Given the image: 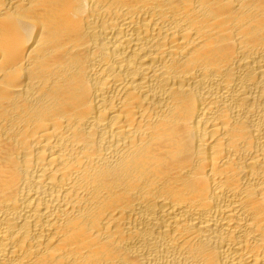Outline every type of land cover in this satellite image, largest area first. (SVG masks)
Wrapping results in <instances>:
<instances>
[{
    "label": "bare ground",
    "instance_id": "1",
    "mask_svg": "<svg viewBox=\"0 0 264 264\" xmlns=\"http://www.w3.org/2000/svg\"><path fill=\"white\" fill-rule=\"evenodd\" d=\"M0 264H264V0H0Z\"/></svg>",
    "mask_w": 264,
    "mask_h": 264
}]
</instances>
